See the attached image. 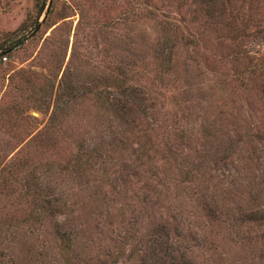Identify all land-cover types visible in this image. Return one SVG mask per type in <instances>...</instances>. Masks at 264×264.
Masks as SVG:
<instances>
[{"label": "rangeland", "instance_id": "374dc122", "mask_svg": "<svg viewBox=\"0 0 264 264\" xmlns=\"http://www.w3.org/2000/svg\"><path fill=\"white\" fill-rule=\"evenodd\" d=\"M196 10L0 0V264H154L152 249L170 264L163 234L192 264H264V217L245 218L264 214V77L247 72L264 39L236 45ZM119 71L140 97L129 115ZM37 184L65 202L73 252L22 213Z\"/></svg>", "mask_w": 264, "mask_h": 264}, {"label": "trees", "instance_id": "16d2710c", "mask_svg": "<svg viewBox=\"0 0 264 264\" xmlns=\"http://www.w3.org/2000/svg\"><path fill=\"white\" fill-rule=\"evenodd\" d=\"M197 7L196 20L204 18V23L211 29L222 28L223 33L226 31L231 37L236 45H240V42L245 37H256L260 36L264 39V19L259 16L260 7H263L264 0H193ZM45 2H42L38 6L39 16L44 10ZM256 12V14L254 13ZM240 21V23L238 22ZM252 27L251 31H247L248 28ZM232 39V38H231ZM22 40L19 41V43ZM7 40L4 42L6 43ZM11 46L0 44V51L2 52L0 56H6L9 54ZM6 53V54H5ZM255 59L249 60L251 64V70L247 71L252 74H259L264 77V51L261 55L254 57ZM242 72L238 71L236 77L241 78ZM128 78L125 71H119L118 78L115 81V87L117 89V96L113 102L117 111L122 115H129L132 111V106L136 104V100L140 99L138 90L127 83ZM260 93L264 95V85H260ZM37 197L30 198L26 200L25 206L22 207L23 214H29L34 219H39L41 216L45 215L54 219V225L59 233V237L63 242L62 249H65L67 253L69 251H74L72 248L73 240L71 237V231L63 230L65 223L59 224L58 215L62 211V207L65 206V202L61 200V197H56L54 194L47 193V195L42 194L43 188L36 185ZM48 191H53L50 186H47ZM261 210H252L245 214L247 220L261 219L264 214H261ZM62 228V230H60ZM165 237L160 243L164 246L165 255L173 260L172 264H192L184 254H178L179 256L173 255L171 251H178L177 248L173 247L169 243V238L167 234H163ZM167 238V240H166ZM174 250H173V249ZM67 264H75L71 259L75 258V255L69 256L66 254ZM154 264H164L161 262V258L154 253V249L147 255ZM170 263V264H171Z\"/></svg>", "mask_w": 264, "mask_h": 264}, {"label": "built area", "instance_id": "2783aa9c", "mask_svg": "<svg viewBox=\"0 0 264 264\" xmlns=\"http://www.w3.org/2000/svg\"><path fill=\"white\" fill-rule=\"evenodd\" d=\"M7 59L6 56H0V62L5 61Z\"/></svg>", "mask_w": 264, "mask_h": 264}]
</instances>
